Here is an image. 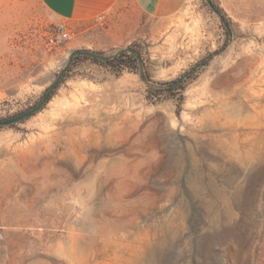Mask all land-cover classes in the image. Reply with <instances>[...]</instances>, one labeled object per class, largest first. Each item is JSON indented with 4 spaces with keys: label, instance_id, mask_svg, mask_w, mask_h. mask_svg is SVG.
<instances>
[{
    "label": "rangeland",
    "instance_id": "rangeland-1",
    "mask_svg": "<svg viewBox=\"0 0 264 264\" xmlns=\"http://www.w3.org/2000/svg\"><path fill=\"white\" fill-rule=\"evenodd\" d=\"M198 0L118 47L53 42L37 0H0V120L38 104L71 53L135 46L155 83L83 59L45 107L0 127V264H264V0ZM225 23L232 29L230 36ZM212 58V59H210Z\"/></svg>",
    "mask_w": 264,
    "mask_h": 264
},
{
    "label": "crops",
    "instance_id": "crops-1",
    "mask_svg": "<svg viewBox=\"0 0 264 264\" xmlns=\"http://www.w3.org/2000/svg\"><path fill=\"white\" fill-rule=\"evenodd\" d=\"M53 23L65 22L73 32L99 30V25L115 23L98 31L103 46L118 47L142 35L149 21L161 22L166 30L179 19L193 14L198 0H37ZM224 2L225 0H221ZM131 41L128 42V44Z\"/></svg>",
    "mask_w": 264,
    "mask_h": 264
},
{
    "label": "trees",
    "instance_id": "trees-1",
    "mask_svg": "<svg viewBox=\"0 0 264 264\" xmlns=\"http://www.w3.org/2000/svg\"><path fill=\"white\" fill-rule=\"evenodd\" d=\"M213 1V0H212ZM213 4L215 8L221 13V17L223 19L225 18V15L222 13V9L216 5V3L213 1ZM130 50L124 51L123 49L121 50H116L110 54H103L99 52V54H103L105 56H108L107 59L105 60H99V59H94V58H89L86 56H76L72 59L69 69L65 72V74L61 77L56 89L60 86V84L65 80L66 77L70 75L72 70H74V67L78 64L80 60L83 59H90L93 62L100 64L107 69H109L112 73L116 75H120L124 71H129V72H136L141 75L143 80L147 84V91L149 94L150 99H155L159 98L162 95H172L175 96L176 94H179L181 97H184V91H185V86L184 82L191 77V75L199 69V67H205L208 65L209 60H204L200 63H198L197 67L193 71H189L190 73L188 75L184 74L182 79L178 78L177 80L171 81V82H165V83H155L152 82L151 79L149 78L148 72L145 69V64L143 60L142 53L135 48V46L126 48ZM88 51V50H87ZM212 59V58H210ZM64 70V69H63ZM54 90V92L56 91ZM52 93V96L54 94ZM51 96V98H52ZM14 126V125H12ZM219 261L220 264H230L229 261L226 260L223 256L219 254Z\"/></svg>",
    "mask_w": 264,
    "mask_h": 264
},
{
    "label": "water",
    "instance_id": "water-1",
    "mask_svg": "<svg viewBox=\"0 0 264 264\" xmlns=\"http://www.w3.org/2000/svg\"><path fill=\"white\" fill-rule=\"evenodd\" d=\"M207 3L212 8V10L221 17V13L215 8V6L213 4V1L212 0H207ZM221 18L223 19V17H221ZM225 26H226L230 36H232L233 32H232V29L229 26V24L225 23ZM123 50L126 51V50H130V49H123ZM76 56H86V57H89V58H94V59H99V60H105V59L108 58V56H105L103 54H99V53H95V52L87 51V50H77V51L72 52L71 56L69 58L68 65L66 66V68H64V70H62L60 72V74L58 75V77L55 80V82L45 92V94H44L43 98L41 99V101L38 102V104H36L35 106L31 107L30 109H28V110H26L24 112L18 113L17 115H15L13 117L0 120V127H7V126L16 125L18 123H21V122L33 117L35 114L40 112L45 107V105L50 101L52 93L56 89L61 77L69 69V65H70L72 59L74 57H76ZM197 66L198 65H196L191 71H193ZM190 72H188L186 75H188ZM182 78L183 77H181L180 79H182Z\"/></svg>",
    "mask_w": 264,
    "mask_h": 264
},
{
    "label": "built area",
    "instance_id": "built-area-1",
    "mask_svg": "<svg viewBox=\"0 0 264 264\" xmlns=\"http://www.w3.org/2000/svg\"><path fill=\"white\" fill-rule=\"evenodd\" d=\"M72 30L69 24L62 22L57 26L53 42L56 45H61L71 39Z\"/></svg>",
    "mask_w": 264,
    "mask_h": 264
},
{
    "label": "bare ground",
    "instance_id": "bare-ground-1",
    "mask_svg": "<svg viewBox=\"0 0 264 264\" xmlns=\"http://www.w3.org/2000/svg\"><path fill=\"white\" fill-rule=\"evenodd\" d=\"M258 100H264V96H260L259 98H258Z\"/></svg>",
    "mask_w": 264,
    "mask_h": 264
}]
</instances>
